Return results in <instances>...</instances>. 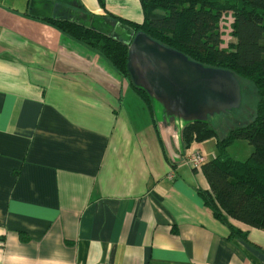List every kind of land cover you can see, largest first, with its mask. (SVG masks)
<instances>
[{
	"label": "crops",
	"instance_id": "crops-1",
	"mask_svg": "<svg viewBox=\"0 0 264 264\" xmlns=\"http://www.w3.org/2000/svg\"><path fill=\"white\" fill-rule=\"evenodd\" d=\"M47 18L129 38L145 15L140 0H0V264H264V230L216 219L188 163L217 147L185 149L172 119L161 142L127 79Z\"/></svg>",
	"mask_w": 264,
	"mask_h": 264
},
{
	"label": "trees",
	"instance_id": "trees-1",
	"mask_svg": "<svg viewBox=\"0 0 264 264\" xmlns=\"http://www.w3.org/2000/svg\"><path fill=\"white\" fill-rule=\"evenodd\" d=\"M140 1L144 22L125 23L133 34L144 32L196 63L231 71L240 84L242 81L253 84L258 100L250 121L230 128L224 136L219 135L212 119L184 122L181 139L185 149L216 139L215 157L201 167L211 190L201 195L215 218L230 227L228 217L264 230V0ZM99 3L105 8V0ZM226 12L234 17L233 41L227 48H221L220 21ZM45 21L104 57L123 78L132 82L128 70L129 43L72 21L53 18ZM129 86L140 94L137 93L158 131L153 99L143 88ZM238 140L247 141L253 148L244 161L228 152Z\"/></svg>",
	"mask_w": 264,
	"mask_h": 264
},
{
	"label": "water",
	"instance_id": "water-1",
	"mask_svg": "<svg viewBox=\"0 0 264 264\" xmlns=\"http://www.w3.org/2000/svg\"><path fill=\"white\" fill-rule=\"evenodd\" d=\"M125 42L130 44L128 70L135 85L171 116L193 123L241 107L242 87L231 71L196 63L144 32L131 34Z\"/></svg>",
	"mask_w": 264,
	"mask_h": 264
},
{
	"label": "rangeland",
	"instance_id": "rangeland-1",
	"mask_svg": "<svg viewBox=\"0 0 264 264\" xmlns=\"http://www.w3.org/2000/svg\"><path fill=\"white\" fill-rule=\"evenodd\" d=\"M233 22H234V17H233L232 13L226 12L222 15V18L220 21V30L222 33L221 48H227L229 43L233 41V38H232V24H233ZM107 28L109 29V31H106L107 34L110 35L112 32H114L112 30V27H107ZM126 35H127V33H121L119 35V39L123 40V41H127L128 37ZM132 82L135 85L133 79H132ZM132 82L129 80L128 81L129 85L132 86L133 85ZM241 84H242L241 87H242V96H243L241 107L239 109L232 110L231 112H229L227 114L217 115L216 117H214L212 119V120H214V125H215V127H217L219 135H221V136L226 135V133L228 132V130H230V128L237 126V125L244 124V123L250 121L251 113H253L255 110V106L257 104L258 96H257V93L255 92V88H254L253 84L250 82H246V81H242ZM150 97L153 99V105H154L155 110H156L157 117H156V115H155V117L157 119L158 132L160 135L159 138L161 139L162 142H165V141H167L166 140L167 137L165 136L164 129L161 127H162V125H164V123H167V125H169V123L171 124V119H172V121H174V119L172 118L173 116H171L167 112V110L163 104H161L158 100H156L152 96H150ZM147 116L150 117L148 112H147ZM209 119H211V118L209 117ZM178 120L179 119H177V121ZM179 121H180V127H183L184 121H182V120H179ZM175 123H179V122H175ZM174 131L176 132L177 129H174ZM166 144H167V146H170L169 143L166 142ZM203 145H204L203 146L204 152H211L213 150V148L214 149L216 148V139H209V140L203 142ZM196 151L201 152L202 155L205 157V155L203 154V152L200 149L195 150V148L191 149V152L188 154L187 157H190V155ZM228 152L232 157H234L238 160L244 161L252 154L253 148L250 144H248L247 141L238 140L231 147H229ZM206 161H208L207 158H206ZM196 169H198V168H196Z\"/></svg>",
	"mask_w": 264,
	"mask_h": 264
},
{
	"label": "built area",
	"instance_id": "built-area-1",
	"mask_svg": "<svg viewBox=\"0 0 264 264\" xmlns=\"http://www.w3.org/2000/svg\"><path fill=\"white\" fill-rule=\"evenodd\" d=\"M205 162L206 158L199 151L192 153L190 157H188V163L195 169L201 168Z\"/></svg>",
	"mask_w": 264,
	"mask_h": 264
},
{
	"label": "flooded vegetation",
	"instance_id": "flooded-vegetation-1",
	"mask_svg": "<svg viewBox=\"0 0 264 264\" xmlns=\"http://www.w3.org/2000/svg\"><path fill=\"white\" fill-rule=\"evenodd\" d=\"M172 118H173L174 120H176V121H177V118H176V117H174V116H173Z\"/></svg>",
	"mask_w": 264,
	"mask_h": 264
}]
</instances>
